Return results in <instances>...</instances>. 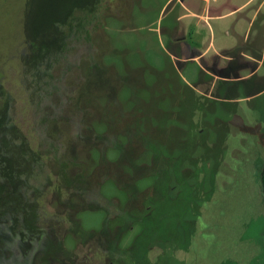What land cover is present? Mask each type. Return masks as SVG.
<instances>
[{
	"label": "rangeland",
	"instance_id": "374dc122",
	"mask_svg": "<svg viewBox=\"0 0 264 264\" xmlns=\"http://www.w3.org/2000/svg\"><path fill=\"white\" fill-rule=\"evenodd\" d=\"M263 53L264 0H0V264H264Z\"/></svg>",
	"mask_w": 264,
	"mask_h": 264
},
{
	"label": "crops",
	"instance_id": "0c3cea01",
	"mask_svg": "<svg viewBox=\"0 0 264 264\" xmlns=\"http://www.w3.org/2000/svg\"><path fill=\"white\" fill-rule=\"evenodd\" d=\"M186 6V5H185ZM190 12H192V10L190 9ZM185 37H186V35H185V33L183 34V33H181L179 36H178V38L179 39H183L184 41H185ZM226 59H227V61H226V65H227V67L228 68H231L232 69V64H231V58H232V56L234 57V56H236V55H234L233 53H229V52H226ZM263 55H264V53H263Z\"/></svg>",
	"mask_w": 264,
	"mask_h": 264
},
{
	"label": "trees",
	"instance_id": "16d2710c",
	"mask_svg": "<svg viewBox=\"0 0 264 264\" xmlns=\"http://www.w3.org/2000/svg\"><path fill=\"white\" fill-rule=\"evenodd\" d=\"M259 179H260V184L262 188V192L264 194V165L262 166L260 172H259Z\"/></svg>",
	"mask_w": 264,
	"mask_h": 264
}]
</instances>
